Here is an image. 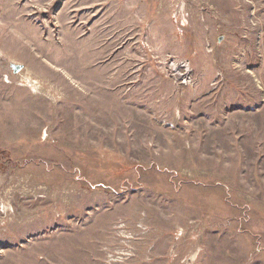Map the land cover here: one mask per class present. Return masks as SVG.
<instances>
[{"label": "rangeland", "instance_id": "obj_1", "mask_svg": "<svg viewBox=\"0 0 264 264\" xmlns=\"http://www.w3.org/2000/svg\"><path fill=\"white\" fill-rule=\"evenodd\" d=\"M0 264H264V0H0Z\"/></svg>", "mask_w": 264, "mask_h": 264}, {"label": "water", "instance_id": "obj_2", "mask_svg": "<svg viewBox=\"0 0 264 264\" xmlns=\"http://www.w3.org/2000/svg\"><path fill=\"white\" fill-rule=\"evenodd\" d=\"M12 68H13V70H14V72H17V71H19L22 67L21 66H12Z\"/></svg>", "mask_w": 264, "mask_h": 264}, {"label": "built area", "instance_id": "obj_3", "mask_svg": "<svg viewBox=\"0 0 264 264\" xmlns=\"http://www.w3.org/2000/svg\"><path fill=\"white\" fill-rule=\"evenodd\" d=\"M184 68H186V66L184 65ZM186 71V73H189V72H187V70H185Z\"/></svg>", "mask_w": 264, "mask_h": 264}]
</instances>
